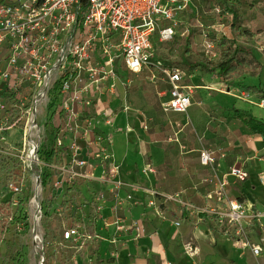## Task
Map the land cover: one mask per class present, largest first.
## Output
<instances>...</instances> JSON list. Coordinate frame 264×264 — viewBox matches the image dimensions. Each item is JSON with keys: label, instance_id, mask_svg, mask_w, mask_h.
Here are the masks:
<instances>
[{"label": "built area", "instance_id": "1", "mask_svg": "<svg viewBox=\"0 0 264 264\" xmlns=\"http://www.w3.org/2000/svg\"><path fill=\"white\" fill-rule=\"evenodd\" d=\"M191 3L192 0H0V117L20 110L26 114L25 125L30 130L38 126L39 105L43 104L46 120L59 129L57 147L67 142L70 152L68 167H47L58 169L63 179L67 177L65 182L92 180L94 168L100 169L98 179L110 193L114 220L102 219L107 196L98 191L92 197L93 221L101 220L105 229H129L118 212L133 196L131 192L121 194V167L113 161L109 141L98 124L101 119L112 126L116 113L103 109L102 104L118 95V85H126L120 78L122 70L137 74L147 68L149 81L161 75L169 85L167 98L160 102L161 111L186 114L193 103L192 87L183 83L184 71L163 66L153 57L152 38L157 33L161 41L172 39ZM118 59L121 65L116 67ZM129 109L123 101L122 110ZM175 126L182 127L180 122ZM143 128L147 129V125ZM2 132L0 125V140L4 138ZM82 142L90 146L89 153H84ZM215 161L212 152L201 151L202 166L215 172ZM152 172L150 165L142 170L143 174ZM232 175L240 181L248 176L243 170L233 171ZM225 185V178L217 180L219 198H226ZM201 212L216 216L215 225L231 239L236 250L247 249L254 257L263 255L260 244L249 243L244 237L251 215L243 203L227 200L224 208ZM131 229L134 238L141 236L137 223H132ZM61 236L77 246L96 238L81 223L65 228Z\"/></svg>", "mask_w": 264, "mask_h": 264}, {"label": "rangeland", "instance_id": "2", "mask_svg": "<svg viewBox=\"0 0 264 264\" xmlns=\"http://www.w3.org/2000/svg\"><path fill=\"white\" fill-rule=\"evenodd\" d=\"M244 30L255 36L245 38L241 34ZM175 31L174 37L168 41H161L157 33L153 35V57L163 66L172 65L184 71V83L205 87L209 95L206 96L204 106L210 108L209 105L214 101L219 104L225 102L223 99L216 100L215 94L218 97L228 96L232 99L231 110L233 117L239 120V129H243L245 125L244 115L250 114L254 121L260 123L256 127L262 132L258 134L262 137L264 0H192ZM241 48L247 49L248 53L243 55L250 69L241 68L236 74L220 73L217 65L229 57L231 52L242 54L239 52ZM193 64H204L212 72L199 67L190 68L189 65ZM120 65V59L116 60L115 66ZM129 77L128 84L122 91L128 93L130 90L136 97L133 99L127 96V104L140 110L141 113H138L140 115L147 113L148 107L160 109L155 88L153 90L154 85L141 77L140 80ZM165 87L168 88L167 85ZM201 90L202 88H198L197 92ZM183 115L185 114H178V120L183 118ZM26 117L20 110L7 112L0 117V125L3 127L1 135L4 137L0 140V210L5 208V203L9 200L18 203L17 206L13 205L11 220L8 221L7 229L0 238V264H37L39 256L44 259L41 264H73L75 258L83 257L90 244L77 246L73 241H64L61 235L65 228L76 223H81L92 236L94 235L91 228L94 225V221H91L94 216L92 203L94 192L89 189L93 187L92 182L90 179L65 182L67 177L63 179L58 169L53 171L47 167L48 165L63 167L64 164L68 167L70 152L67 142L61 148L57 147L55 139L59 129L54 127L51 120H46L43 104L39 105L36 128L29 130V127H26ZM98 124L105 125V122L99 119ZM131 130L133 129L130 128L129 131ZM101 132L109 141L110 148L109 138L105 136V132L102 130ZM81 146L85 153H89L88 144L82 142ZM246 149L240 148V152H245ZM260 150L264 151L263 139ZM256 158H264V155L258 154ZM216 164L217 161L214 164L215 169ZM147 165L153 168L150 163ZM242 170L246 172L243 168H235L229 173L232 175L233 171ZM232 177L236 179L234 175ZM58 179L63 180L55 186L54 183ZM10 185L16 187L17 191ZM36 186L40 188L38 195L34 191ZM34 197L36 204L31 203ZM244 207L246 213L251 215L248 226L244 229L246 234L244 237L249 243L260 244L264 249V213L262 217L255 206L248 207L244 204ZM259 207L264 211L263 204H259ZM90 208L93 210L91 217ZM152 211L153 215L169 225V214L166 216L161 212ZM119 217L122 219L120 215ZM33 218H36L37 222ZM171 218L172 222L176 218L180 224H185L182 228L174 229V237L168 242L167 248L174 260L173 264H264V253L254 257L247 249L236 250L231 239L222 234L220 227L216 225L207 228L204 221L197 219L196 216L187 217L185 220L175 215ZM113 220L114 216L111 215L110 222ZM122 221L127 225L123 219ZM127 226L129 229L121 232L131 231L134 236L131 225ZM36 235L37 241L33 239ZM97 249V244L93 243L89 247V257L94 256Z\"/></svg>", "mask_w": 264, "mask_h": 264}, {"label": "crops", "instance_id": "3", "mask_svg": "<svg viewBox=\"0 0 264 264\" xmlns=\"http://www.w3.org/2000/svg\"><path fill=\"white\" fill-rule=\"evenodd\" d=\"M128 76L135 80L142 78L154 85L159 105L167 98L169 85L161 75L151 82L148 80L147 68L137 74L122 70L120 78L126 85ZM184 84L192 87L193 103L188 108L190 111L187 110L180 120L178 114H164L160 107H148L147 113L140 115V110L128 104L130 110L126 113L122 110L123 99L127 102V96L134 99L136 95L130 90L128 93L122 91L121 85H118V95L102 104L103 109L115 112L117 116L113 129L111 126H99L110 140L113 161L121 167L120 178L124 183L121 194L131 192L133 196V200L123 206L119 215L127 225L137 223L142 233L139 238H134L131 231L105 229L101 220L94 221L90 227L96 238L89 242V247L96 243L98 249L94 256L89 257L88 247L83 257L75 258L73 264H95L97 258L104 263L112 259L107 264H173L167 246L170 238L174 237V229L185 225L177 220L179 225L175 226L176 218L172 222L173 215L181 218L180 207H184L187 217L191 218L201 210L224 208L227 200L243 197V203L248 207L255 206L263 217L264 211L259 204L264 205V158H256L258 154L264 155V151L260 150L262 137L252 133L246 125L239 129V120L233 117L232 99L228 96L218 97L215 94L216 100L223 99L225 102L219 104L213 100L208 108L204 106L209 95L206 88ZM198 88L204 91L197 92ZM175 122H180L182 127H176ZM145 124L147 129L143 128ZM126 127L133 130L126 131ZM240 148L247 149L240 152ZM203 150L215 155V172L200 164L199 155ZM148 163L153 166L154 173L143 175L142 169ZM235 168H243L248 173L244 182L237 181L229 173ZM99 175L100 169L96 167L91 180L93 187L89 189L94 194L105 192L107 205L102 212V219L110 222V193L107 186L99 181ZM222 177L226 181V198L217 196L216 183ZM152 210L166 216L169 214V225L153 215ZM92 212L90 208V217ZM203 223L206 227L215 225L213 220Z\"/></svg>", "mask_w": 264, "mask_h": 264}, {"label": "trees", "instance_id": "4", "mask_svg": "<svg viewBox=\"0 0 264 264\" xmlns=\"http://www.w3.org/2000/svg\"><path fill=\"white\" fill-rule=\"evenodd\" d=\"M241 34L246 38L249 36H255L253 33H251L248 30H244L241 32ZM239 52L242 54H238V52L234 53L231 52L229 57H226L225 60L221 61L218 65L217 68L219 70L220 73H230V74H236L239 72V70L241 68H244L246 70L250 69V65L247 61V59L245 58V56L243 55V53H248L247 49L245 48H241L239 49ZM190 68H197L199 67L200 69L206 70L208 72H212L210 69L207 68L206 65L204 64H193V65H189ZM264 95V93H263ZM256 121H254V119L252 118V116L250 114H245L244 115V119H243V123L249 128V130L252 133H262L258 127H256V125L260 124V123H255ZM262 139L264 140V135L262 134ZM241 202H244L243 197H240L239 199ZM13 205L17 206L18 203H15L11 200H9L8 202L5 203V208L2 210H0V238L1 235L3 233L4 230L7 229L8 226V221L11 220L10 218V214L12 211V207ZM196 218L200 219L202 221H208V220H213L216 221V216L214 215H207L204 212H199L196 214ZM181 219H187V215H186V210L184 207L181 208ZM45 250V247H44ZM47 261V259H45V262ZM112 262V259H108L105 263L100 260L99 258L96 259L95 264H107Z\"/></svg>", "mask_w": 264, "mask_h": 264}, {"label": "bare ground", "instance_id": "5", "mask_svg": "<svg viewBox=\"0 0 264 264\" xmlns=\"http://www.w3.org/2000/svg\"><path fill=\"white\" fill-rule=\"evenodd\" d=\"M34 191H35V194L38 195V194L40 193V188H39V186L34 187ZM31 203L36 204V197L33 198V200L31 201ZM34 217H35V215H34ZM33 220H34L35 222H37V219H36V218H33ZM33 239H34L35 241H37V235L34 236ZM35 248L38 249V247H35ZM41 259H42V257L39 256L38 261H37V264H41Z\"/></svg>", "mask_w": 264, "mask_h": 264}, {"label": "water", "instance_id": "6", "mask_svg": "<svg viewBox=\"0 0 264 264\" xmlns=\"http://www.w3.org/2000/svg\"><path fill=\"white\" fill-rule=\"evenodd\" d=\"M44 261V259H43V257H42V259H41V263Z\"/></svg>", "mask_w": 264, "mask_h": 264}]
</instances>
